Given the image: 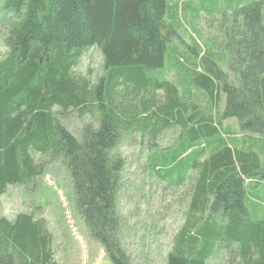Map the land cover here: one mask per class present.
<instances>
[{
  "label": "trees",
  "instance_id": "1",
  "mask_svg": "<svg viewBox=\"0 0 264 264\" xmlns=\"http://www.w3.org/2000/svg\"><path fill=\"white\" fill-rule=\"evenodd\" d=\"M3 8L15 19L4 37L9 54L0 62V209L9 185L42 174L33 152L62 157L90 235L113 264H133L118 198L126 159L116 149L124 132L159 135L178 126L188 150L210 143L199 145L191 165L190 214L168 264H209L221 252L231 263L264 264V218L254 219L259 210L248 205V187L264 186V0L228 9L222 51L201 53L205 65L192 69L191 82L210 112L154 77L176 34L165 20L167 0H3ZM95 46L105 74L90 85L72 69ZM216 103H224L218 114ZM56 106L81 115L99 109L101 119L78 138L59 123ZM232 119L246 138L234 137L225 123ZM150 163L157 168L154 155ZM0 264H55L43 221L32 213L14 220L0 215Z\"/></svg>",
  "mask_w": 264,
  "mask_h": 264
},
{
  "label": "rangeland",
  "instance_id": "2",
  "mask_svg": "<svg viewBox=\"0 0 264 264\" xmlns=\"http://www.w3.org/2000/svg\"><path fill=\"white\" fill-rule=\"evenodd\" d=\"M253 1L261 0H167L165 20L176 34L167 46L164 67L154 77L176 85L181 98L210 112L212 108L206 106L210 103L199 99L203 91L191 82L192 69L203 68V54L222 51L220 27L225 12ZM14 19L15 15L6 11L0 0V62L9 54L4 37ZM194 51L200 58L194 56ZM104 64L101 50L91 47L83 52L72 75L87 80L90 85L97 84L105 74ZM214 106L215 114L224 110V103ZM97 110L81 115L76 109L63 110L56 106L54 113L60 124L81 138L84 126H96L101 119V112ZM227 121L237 127L236 119ZM236 134L239 138L242 133ZM207 142L210 143L201 141L188 150L191 143L181 137L178 126L165 129L159 135L143 129L124 132L116 149L126 159L118 198L123 244L133 264H168V255L190 214L191 176L195 174L191 165L198 160L199 145ZM207 149L210 151L212 146ZM153 155L156 169L150 163ZM32 156L34 163L43 169L42 174L24 184L9 185L1 197L0 215L14 220L19 214L32 213L43 221L52 238L55 264H113L76 210L72 178L62 157L38 151ZM180 176H186L185 181L176 183ZM248 189L252 192L248 195L250 209L259 210L251 216L264 218V186ZM209 264L236 262L231 263L227 253L221 252Z\"/></svg>",
  "mask_w": 264,
  "mask_h": 264
},
{
  "label": "crops",
  "instance_id": "3",
  "mask_svg": "<svg viewBox=\"0 0 264 264\" xmlns=\"http://www.w3.org/2000/svg\"><path fill=\"white\" fill-rule=\"evenodd\" d=\"M225 123H230V122L226 121ZM231 123H232V122H231ZM233 123H234V122H233ZM236 123H237V122H236ZM231 125H232V124H231ZM232 126H233V125H232ZM236 128H237V129H236ZM233 129H235V130H236V133H238V125H237V127H236V124H235V127L233 126ZM238 136H239V134H235L234 137L237 139ZM249 136H251V137H253V138H256V136H252V135H249ZM241 137H242V138H243V137L246 138L247 135L241 134L239 138H241ZM239 138H238V139H239ZM244 138H243V139H244ZM255 143H256V141H255ZM263 145H264V143H263Z\"/></svg>",
  "mask_w": 264,
  "mask_h": 264
}]
</instances>
